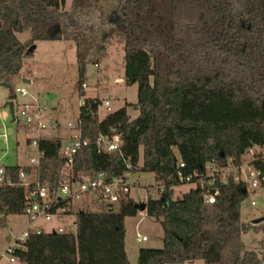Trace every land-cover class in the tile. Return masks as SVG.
Listing matches in <instances>:
<instances>
[{
	"label": "trees",
	"instance_id": "trees-1",
	"mask_svg": "<svg viewBox=\"0 0 264 264\" xmlns=\"http://www.w3.org/2000/svg\"><path fill=\"white\" fill-rule=\"evenodd\" d=\"M96 1L71 0L66 10V0H0V82L8 84L9 99L16 98L14 81L38 40L75 43L77 85L83 93L82 15ZM113 1L124 7L125 29L116 34L123 43L124 80L138 85V99L103 116L102 99L83 100L78 121L82 138L91 143L76 155L73 179L99 172L107 180L137 171L154 173L155 185L163 191L158 198L147 197L145 211L160 222L163 246L140 248L136 264L197 259L204 264H264L256 251L241 249L242 234L264 230L263 222L241 220L248 194L244 186L232 180L220 184L214 203L206 202L200 187L173 197L174 187L182 184L180 161L186 166L183 172H190L210 161L239 160L252 145L264 148V0ZM18 30L30 31V39L20 41ZM129 109L138 115L132 118ZM107 133H120L122 145L114 153H98L95 140ZM60 145L59 137L41 138L39 165H4L13 184L0 185V214H23L21 171L37 174L51 188L64 180ZM260 154L256 165L264 170ZM137 203L127 195L112 210L94 200L74 214L73 231L30 229L18 240L17 256L25 264H131L125 218L138 213Z\"/></svg>",
	"mask_w": 264,
	"mask_h": 264
},
{
	"label": "rangeland",
	"instance_id": "rangeland-1",
	"mask_svg": "<svg viewBox=\"0 0 264 264\" xmlns=\"http://www.w3.org/2000/svg\"><path fill=\"white\" fill-rule=\"evenodd\" d=\"M71 0H66L65 9L70 8ZM83 35L86 52V73L82 86L83 93L79 90V63L76 54V45L67 39L38 40L33 45V55L25 60L22 74L14 81L15 88L24 87L28 95L22 97L16 93L17 101L9 99V88L0 85V165L25 164L34 153L35 147L28 140L33 135L22 125L13 120V115L8 105L13 101L15 108L23 102L38 99L46 106L45 121L49 124L42 135L47 138L66 137L70 135V125L77 123L80 106L86 97H99L109 99L111 109L116 110L126 102L136 103L138 99V85L126 84L124 80V49L123 43L117 32L125 29L124 7L113 0H97L95 5L82 15ZM63 27L73 30L69 25ZM18 39L22 42L31 37L30 31L18 30ZM29 79L30 82H24ZM106 112L101 108V116ZM132 118L138 111L129 109ZM54 121V125H50ZM142 149L140 156L142 158ZM130 196L137 202H146L147 187L155 185L153 172H131L128 174ZM193 184H180L174 187V198H180ZM92 197V195H90ZM255 201V205L251 201ZM88 203V202H87ZM80 206L81 204L77 202ZM241 220L246 224H253L255 220L264 218V186L250 189L241 203ZM74 215L67 219L73 222ZM264 223V221H263ZM63 223L57 219L52 221H31L23 214H0V254L8 246V237L20 250L18 239L24 238L23 233L28 229L37 230L40 227L52 231ZM72 231L75 227L70 228ZM105 234V232H103ZM145 235L147 240L138 242L137 235ZM163 228L160 222L146 211H138L134 216L125 218V250L131 264H136L140 248L163 246ZM106 239V238H105ZM264 230H250L241 236V249L254 250L260 257H264ZM98 245H103L98 244ZM5 255L4 263H8ZM19 258V259H18ZM13 264H25L20 257H16ZM30 264H48L33 260ZM168 264H204L202 259Z\"/></svg>",
	"mask_w": 264,
	"mask_h": 264
},
{
	"label": "built area",
	"instance_id": "built-area-1",
	"mask_svg": "<svg viewBox=\"0 0 264 264\" xmlns=\"http://www.w3.org/2000/svg\"><path fill=\"white\" fill-rule=\"evenodd\" d=\"M83 86L85 87L86 84L84 83ZM15 92L22 97L29 94L24 87L15 88ZM13 100L17 101L16 98ZM102 104L108 112L112 111L109 99H104ZM45 117L46 106L38 99L23 102L17 109L14 106V121L33 135L29 141L35 147V151L28 161V165L32 167L39 165L44 156V152L39 147V140L45 138L42 132L49 127ZM69 125V137H59L61 139L59 155L64 159L65 167L62 182L51 188L49 182L41 181L37 174L29 175L24 171L20 172V185L24 187L26 192V204L23 213L33 222L38 220L50 222L57 219L63 224L53 230L60 232L71 230L70 228L76 225L75 221L64 222L69 218V215H66L68 211L74 215L78 211L84 210L85 205L91 204L94 200L100 201L112 210H117L121 200L130 195L128 175L115 176L111 180H107L104 173L99 172L85 176L81 180L73 179L75 157L91 143V140L82 138L79 121L74 125ZM95 144L98 153H114L122 145V136L120 133L101 134L95 140ZM260 153H264V148L260 145H252L241 155L239 160L229 157L223 164L210 161L202 169H194L190 172H183L186 166L184 162L180 161L178 163V177L182 184L189 183L193 184L194 187L203 189L206 192V202L214 203L219 185L227 183L229 180L241 184L247 192L250 189L255 190L264 186V170L256 165V161L263 158ZM5 172V167L0 165V185H12L11 176L6 175ZM162 191L163 186L147 187V197L158 198ZM77 202L81 205L79 206ZM251 204L255 205V201L252 200ZM43 229L40 227L36 231ZM29 230L23 233L24 238L28 235ZM136 240L138 242L145 241L147 237L138 234ZM16 251L15 243L10 238L6 250L0 254V264H5L6 254H9L8 263H15L16 257H18Z\"/></svg>",
	"mask_w": 264,
	"mask_h": 264
},
{
	"label": "water",
	"instance_id": "water-1",
	"mask_svg": "<svg viewBox=\"0 0 264 264\" xmlns=\"http://www.w3.org/2000/svg\"><path fill=\"white\" fill-rule=\"evenodd\" d=\"M34 48H35V45H32V49H34ZM23 81L24 82H30L29 79H24ZM0 85L6 86V87L8 86V84L6 82H4V81H1ZM8 105L10 106V109H11V112H12V115H13V120H14V103H13V101H9ZM243 192H246L245 188L243 189ZM136 207H137V209L139 211H145L146 210V202H138L136 204ZM263 221H264V218H261V219L255 220L253 222V224H258V223H261ZM8 241H10V237H8Z\"/></svg>",
	"mask_w": 264,
	"mask_h": 264
},
{
	"label": "crops",
	"instance_id": "crops-1",
	"mask_svg": "<svg viewBox=\"0 0 264 264\" xmlns=\"http://www.w3.org/2000/svg\"><path fill=\"white\" fill-rule=\"evenodd\" d=\"M55 124V122L54 121H51V125H54ZM35 151V150H34ZM25 164H19V163H17V164H12V165H28V163L29 162H24ZM4 166V165H3Z\"/></svg>",
	"mask_w": 264,
	"mask_h": 264
}]
</instances>
